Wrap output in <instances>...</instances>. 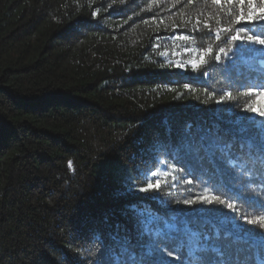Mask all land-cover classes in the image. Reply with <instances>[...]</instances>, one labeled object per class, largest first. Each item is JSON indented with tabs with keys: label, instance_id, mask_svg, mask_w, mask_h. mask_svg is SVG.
<instances>
[{
	"label": "trees",
	"instance_id": "trees-1",
	"mask_svg": "<svg viewBox=\"0 0 264 264\" xmlns=\"http://www.w3.org/2000/svg\"><path fill=\"white\" fill-rule=\"evenodd\" d=\"M227 7L0 0V264H264V45L230 39L264 21L217 39Z\"/></svg>",
	"mask_w": 264,
	"mask_h": 264
},
{
	"label": "snow or ice",
	"instance_id": "snow-or-ice-1",
	"mask_svg": "<svg viewBox=\"0 0 264 264\" xmlns=\"http://www.w3.org/2000/svg\"><path fill=\"white\" fill-rule=\"evenodd\" d=\"M192 0H189V3H191ZM212 3L217 5V6H222V5H228L229 7H227V10L225 11V15L231 17V21L229 24L223 26L222 28H218L216 30V38L219 39L220 38V32L223 31L225 33H230L233 32V25L234 24H240L241 22H244L245 24L248 25H252V27L254 28L255 26L259 25L261 21H264V0H212ZM239 4L240 8L239 11H235L234 10V5ZM247 5L249 11L245 12L244 11V5ZM95 15V13H94ZM218 24L222 23L221 21L217 20L216 21ZM199 26H200V19H199V15L197 16L196 19V27L194 30L198 31L199 30ZM204 27L208 29L209 32L212 31L211 28V23L209 20L204 21ZM247 34L245 35H241L240 30H235V35H232L230 37L231 41H235L237 39H244L249 43H254V44H260V45H264V38H261L262 36H264V33H261L260 35H255L252 33V31L250 29H246L245 30ZM179 39L182 40H189L190 37L186 36V35H181L180 37H178ZM212 50V46L210 45L206 50H204L205 52H210ZM220 52H224L225 49L224 48H220L219 49ZM216 59H219V57H216ZM205 58L204 55H201L199 60H192L190 61V66L192 67L193 70H196L200 64L205 63ZM178 67H185V65L183 63H179L177 65ZM185 88H189V85H184ZM256 91V89H249V92L247 94H251L252 92ZM261 96L264 97V89L261 90ZM225 97L231 99V93H225V96H222L220 99H224ZM246 107L249 108V110L252 111H258L260 112L261 115H264V110H261L259 108H252L250 107V105H246ZM156 173H153V176H155ZM160 186V181L157 180L156 184L153 185L151 182H149L147 184V187L141 188V191H147L153 187H159ZM198 199L200 200H204L205 202H212V201H216L218 203L224 204L225 201L223 199H221L219 196H215L212 195L211 199H209L208 195L205 196H201L198 197ZM185 203H193L194 201L192 200H186L184 201ZM229 208H233L234 206L229 203L227 205ZM247 219V218H246ZM249 223H256L258 224L260 227H264V222H262L261 218H257L256 220H248ZM169 255H172V253H169Z\"/></svg>",
	"mask_w": 264,
	"mask_h": 264
}]
</instances>
